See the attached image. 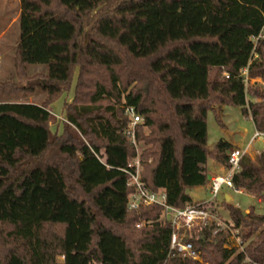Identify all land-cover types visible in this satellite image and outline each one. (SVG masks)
<instances>
[{"label": "trees", "instance_id": "obj_1", "mask_svg": "<svg viewBox=\"0 0 264 264\" xmlns=\"http://www.w3.org/2000/svg\"><path fill=\"white\" fill-rule=\"evenodd\" d=\"M18 20L17 76L46 70L29 86L0 81V264H264V213L226 199L243 249L211 226L193 240L202 261L168 258L163 207L130 210L123 171L137 156L127 106L143 117L141 178L176 207L208 183L210 159L228 165L229 141L208 147L210 109L241 106L264 132V86L243 74L264 81V0H20ZM35 87L42 103L2 100ZM233 183L264 202V149Z\"/></svg>", "mask_w": 264, "mask_h": 264}, {"label": "rangeland", "instance_id": "obj_2", "mask_svg": "<svg viewBox=\"0 0 264 264\" xmlns=\"http://www.w3.org/2000/svg\"><path fill=\"white\" fill-rule=\"evenodd\" d=\"M19 14L20 0H0V63L2 62L0 66V81L10 80L13 81L16 86L22 87L24 85L29 86L33 77H37V79H40L39 81H43L42 78L44 74L42 73L45 72L46 66L38 64L29 65L27 66V75L25 77L19 78L17 76L15 56L17 43L20 38ZM78 71V68H76L72 89L69 92L64 93V95L56 101L51 108L53 113L57 116L54 117L50 123L53 133H61L63 131L64 121L66 119L65 105L73 101L74 87ZM34 81L36 80L34 79ZM45 95V92L40 87H35L34 90L28 92H14L11 97H7L6 99L18 102L27 101L42 103ZM217 115H219L221 123L218 122ZM207 123L209 149H212L221 139L229 141L234 147L236 146L245 149L248 147L250 140L256 131L251 117L243 114L241 106L235 105H225L222 108L216 107L210 109L208 112ZM146 131L148 130L146 129ZM263 149L264 141L261 139H255L251 142L247 155L255 158L257 153ZM209 162L212 163V159L208 161V164ZM208 172L210 175L211 171L209 169ZM189 191L195 201L211 198V193L206 186L191 188ZM223 191H227L232 198L230 202L244 212L248 213L251 209L250 207H255L256 212L264 213V202L263 200H259L258 197L246 192H236L226 186L223 187ZM222 202L223 196L220 194L217 199V203L219 204V214L224 221H229V211ZM226 233L228 234L227 241H229V244L225 247L229 246V248H231L230 243H233V238L229 236L228 232Z\"/></svg>", "mask_w": 264, "mask_h": 264}, {"label": "built area", "instance_id": "obj_3", "mask_svg": "<svg viewBox=\"0 0 264 264\" xmlns=\"http://www.w3.org/2000/svg\"><path fill=\"white\" fill-rule=\"evenodd\" d=\"M243 74L246 88L252 84L264 86V81L260 78H250L247 69L243 70ZM226 76L228 75L226 74ZM125 114L130 120L127 133L137 148V156L123 169L128 175V186L133 188V192L128 196V208L130 210H138L142 205L150 206L154 204L163 207L162 220H166L171 225L170 247L167 257L179 256L183 259L202 261L201 252L195 247L193 240L198 239L200 232L211 226L213 227V236H217L222 232H228L229 236L233 238L234 245L243 249L244 245L239 234V229L235 228L232 221H224L221 218L217 199L224 186L236 192H244L242 189H237L234 186L233 177L241 170V159L248 152L251 142L255 139L264 141V132L256 130L248 147L245 149L232 147L229 150L228 165L225 168V172L213 176L209 182L210 199L190 202L184 207H176L168 204L165 190L152 191L143 182L141 178V149L135 138L136 126L143 122V117L133 106L125 107ZM144 224L145 222L138 223L137 227H141Z\"/></svg>", "mask_w": 264, "mask_h": 264}, {"label": "crops", "instance_id": "obj_4", "mask_svg": "<svg viewBox=\"0 0 264 264\" xmlns=\"http://www.w3.org/2000/svg\"><path fill=\"white\" fill-rule=\"evenodd\" d=\"M20 15V14H19ZM3 58V57H1ZM2 62L0 63V66H1ZM2 81H5V80H2ZM7 97L3 98L2 100H7L6 99ZM232 147H234L232 145ZM236 147V146H235ZM208 169L211 171L210 175H209V181L206 185H203V186H206V188L209 190V182L211 180V178L215 175H218V174H223L225 172V168L226 166L224 165H221L215 161L212 160V163L209 162L208 164ZM200 187V186H199ZM195 188V187H194ZM210 192V191H209ZM189 194L191 195L190 191H189ZM221 195L223 196V199H226L228 202H230L232 200L230 194L227 192V191H223L222 189V192H221ZM191 197L193 198V196L191 195ZM194 202H197L193 199ZM201 201V200H200ZM231 203V202H230Z\"/></svg>", "mask_w": 264, "mask_h": 264}, {"label": "water", "instance_id": "obj_5", "mask_svg": "<svg viewBox=\"0 0 264 264\" xmlns=\"http://www.w3.org/2000/svg\"><path fill=\"white\" fill-rule=\"evenodd\" d=\"M244 213H246V212H244Z\"/></svg>", "mask_w": 264, "mask_h": 264}]
</instances>
